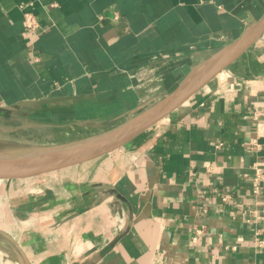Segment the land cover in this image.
<instances>
[{"label":"crops","instance_id":"obj_1","mask_svg":"<svg viewBox=\"0 0 264 264\" xmlns=\"http://www.w3.org/2000/svg\"><path fill=\"white\" fill-rule=\"evenodd\" d=\"M263 14L264 0H0V131L42 148L112 129ZM257 167L264 32L128 143L7 181L0 264H264Z\"/></svg>","mask_w":264,"mask_h":264},{"label":"water","instance_id":"obj_2","mask_svg":"<svg viewBox=\"0 0 264 264\" xmlns=\"http://www.w3.org/2000/svg\"><path fill=\"white\" fill-rule=\"evenodd\" d=\"M263 32L264 14L256 22L248 26L237 39L194 68L164 98L112 129L63 144L20 153H0V175H4L1 182L20 180L23 174L38 170L56 169L67 164L89 160L128 143L184 104L218 73L242 56ZM51 100L47 98L31 102L25 101L19 103V106L27 107L29 104H40ZM21 180L23 181V179Z\"/></svg>","mask_w":264,"mask_h":264},{"label":"rangeland","instance_id":"obj_3","mask_svg":"<svg viewBox=\"0 0 264 264\" xmlns=\"http://www.w3.org/2000/svg\"><path fill=\"white\" fill-rule=\"evenodd\" d=\"M50 134L51 133H49V135ZM41 137L43 138L45 136H40V134L36 132H31L28 134V133H23L22 131H18L15 133H9L8 131H0V153H8V151H10L8 149H12V148H22V147L27 148L24 151L37 149L34 147L41 148L40 145L39 146L33 145L40 143L39 140L41 139ZM12 150H18V149H12ZM3 178L4 175L2 177V180ZM6 182L7 181H3L0 183V195H3L5 194V192L8 191V187L7 186L5 187Z\"/></svg>","mask_w":264,"mask_h":264},{"label":"built area","instance_id":"obj_4","mask_svg":"<svg viewBox=\"0 0 264 264\" xmlns=\"http://www.w3.org/2000/svg\"><path fill=\"white\" fill-rule=\"evenodd\" d=\"M25 23L29 30L36 31L40 27V24L36 16L32 12H28L25 15ZM259 181L264 182V174L259 167L256 168L255 178H254V191L258 192L260 190ZM226 198V197H225ZM255 244L264 247V237H260L259 234L254 238Z\"/></svg>","mask_w":264,"mask_h":264},{"label":"bare ground","instance_id":"obj_5","mask_svg":"<svg viewBox=\"0 0 264 264\" xmlns=\"http://www.w3.org/2000/svg\"><path fill=\"white\" fill-rule=\"evenodd\" d=\"M12 149H19V150H12ZM12 149H8V150H10V151H8V152H17V151H19V152H17V153H20V152H23L24 150H26L27 148H25V147H22V148H12ZM2 177H3V175H0V182L2 181Z\"/></svg>","mask_w":264,"mask_h":264},{"label":"trees","instance_id":"obj_6","mask_svg":"<svg viewBox=\"0 0 264 264\" xmlns=\"http://www.w3.org/2000/svg\"><path fill=\"white\" fill-rule=\"evenodd\" d=\"M64 117H68V114H67V113H65V114H64V116H63V118H64Z\"/></svg>","mask_w":264,"mask_h":264}]
</instances>
